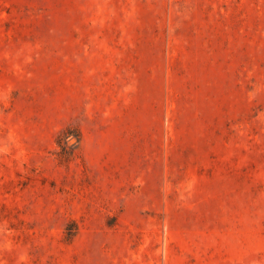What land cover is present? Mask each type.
Segmentation results:
<instances>
[{
    "label": "rangeland",
    "instance_id": "rangeland-1",
    "mask_svg": "<svg viewBox=\"0 0 264 264\" xmlns=\"http://www.w3.org/2000/svg\"><path fill=\"white\" fill-rule=\"evenodd\" d=\"M0 264H264V0H0Z\"/></svg>",
    "mask_w": 264,
    "mask_h": 264
}]
</instances>
